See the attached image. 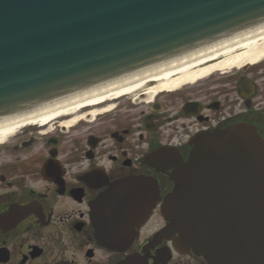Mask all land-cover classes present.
I'll use <instances>...</instances> for the list:
<instances>
[{
    "label": "water",
    "instance_id": "obj_1",
    "mask_svg": "<svg viewBox=\"0 0 264 264\" xmlns=\"http://www.w3.org/2000/svg\"><path fill=\"white\" fill-rule=\"evenodd\" d=\"M263 18L264 0H0V117ZM243 125L193 140L166 204L211 264H264V139Z\"/></svg>",
    "mask_w": 264,
    "mask_h": 264
},
{
    "label": "flooded vegetation",
    "instance_id": "obj_2",
    "mask_svg": "<svg viewBox=\"0 0 264 264\" xmlns=\"http://www.w3.org/2000/svg\"><path fill=\"white\" fill-rule=\"evenodd\" d=\"M110 108L75 123L70 115L33 121L0 143V264H116L143 249L154 264L165 245L147 246V233L162 225L158 205L119 253L97 244L90 200L106 182L138 174L156 177L163 194L167 172L146 160L154 147L175 145L184 154L195 133L238 121L256 123L264 135V60ZM169 261L202 264L177 252Z\"/></svg>",
    "mask_w": 264,
    "mask_h": 264
},
{
    "label": "bare ground",
    "instance_id": "obj_3",
    "mask_svg": "<svg viewBox=\"0 0 264 264\" xmlns=\"http://www.w3.org/2000/svg\"><path fill=\"white\" fill-rule=\"evenodd\" d=\"M264 55V18L234 30L212 41L188 49L180 55L166 58L142 68L128 71L120 77L60 96L25 111L0 118V138L27 121V115H38L46 121L83 104L103 101L111 96L129 93L146 82H156L149 89L148 99L159 89L175 88L201 77L215 67L248 64ZM221 57V58H220ZM208 61H212L208 64ZM25 120V121H24ZM24 121V122H22Z\"/></svg>",
    "mask_w": 264,
    "mask_h": 264
},
{
    "label": "rangeland",
    "instance_id": "obj_4",
    "mask_svg": "<svg viewBox=\"0 0 264 264\" xmlns=\"http://www.w3.org/2000/svg\"><path fill=\"white\" fill-rule=\"evenodd\" d=\"M221 58V57H220ZM208 62H211V61H208ZM237 65L234 64V65H231V66H228V67H225V68H221V69H229V68H235ZM156 82H146L145 84H142L140 85L139 87L135 88L133 91H131L130 93H127V95H129V97H132V96H138L140 94H143L144 91L148 92V89H149V86L151 84H153ZM145 92V93H146Z\"/></svg>",
    "mask_w": 264,
    "mask_h": 264
}]
</instances>
